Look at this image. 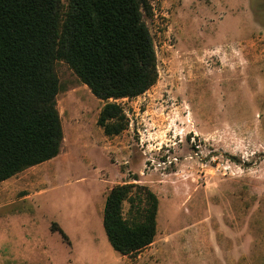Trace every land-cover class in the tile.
<instances>
[{
  "label": "rangeland",
  "instance_id": "rangeland-1",
  "mask_svg": "<svg viewBox=\"0 0 264 264\" xmlns=\"http://www.w3.org/2000/svg\"><path fill=\"white\" fill-rule=\"evenodd\" d=\"M148 1L158 81L116 101L129 119L119 136L106 137L97 125L105 102L67 63L55 62L64 159L36 175L63 166L69 188L29 202L33 215L10 213L27 192L0 191V264H118L99 212L103 197L125 183L157 196L155 241L175 236L167 248L181 264L215 261L213 247L188 239L201 234L230 235L219 238L227 260L240 251L242 264H264V0ZM47 213L71 219L80 233L91 224L97 241L74 243L71 253L61 238L27 226Z\"/></svg>",
  "mask_w": 264,
  "mask_h": 264
},
{
  "label": "trees",
  "instance_id": "trees-1",
  "mask_svg": "<svg viewBox=\"0 0 264 264\" xmlns=\"http://www.w3.org/2000/svg\"><path fill=\"white\" fill-rule=\"evenodd\" d=\"M151 17L148 0H67L66 5L63 0H0V183L61 153L57 61L67 63L105 102L97 125L106 137L128 129L129 119L116 101L137 98L158 81L145 22ZM158 207L146 186L112 188L103 215L112 248L135 256L150 246ZM52 230L67 239L56 225Z\"/></svg>",
  "mask_w": 264,
  "mask_h": 264
},
{
  "label": "crops",
  "instance_id": "crops-1",
  "mask_svg": "<svg viewBox=\"0 0 264 264\" xmlns=\"http://www.w3.org/2000/svg\"><path fill=\"white\" fill-rule=\"evenodd\" d=\"M65 139V138H64ZM65 142H63L62 147H61V153L59 154V156H57L56 158L47 161L41 165L35 166L33 168H30L4 182L0 183V187H3L0 189V191H2L5 187H8V190H10L11 192H13V194L15 193L17 194H21L23 192H27L26 194H24L23 196H20L18 199L14 200L13 202L10 203L11 207L10 209V213L11 215L14 214H19L22 213L23 214H32V211H35L34 206L31 205L29 202L35 200L38 197H44L48 194L54 193V192H60L61 190H64L65 187H67V183H66V179L68 178L67 174L64 173L63 171V166H58L57 170L54 171L53 173L47 174V173H43L42 175H36V169H38L39 167L42 166H46L50 163L53 164H60L63 159H64V154H63V145ZM31 179H35L34 181H36V183H32ZM54 180L56 183H54V185L51 188H46V185L44 184L46 180ZM78 181H86L85 179L81 178V179H77L75 182ZM74 182V183H75ZM73 187V185L71 186ZM33 188H36L37 191L32 192L31 190H33ZM98 191V190H96ZM99 192V191H98ZM109 194V193H108ZM108 194H106L103 197V202L101 204V209L99 213H103L104 214V209H105V203H106V199ZM98 199V197H97ZM30 205L31 207L27 206ZM1 208L3 206H0ZM41 209V207H40ZM64 208H60V206H58V208L56 209V211H60L63 210ZM25 212V213H24ZM14 213V214H13ZM10 215V216H11ZM3 216V215H2ZM50 215L47 213V217L43 216V219L38 220V221H31L27 223V226H31V224L35 223V226L41 228L43 227V229L45 230V233L47 235H52V236H56L55 240L60 242V238L62 239L63 243H66L68 245V247L71 249V253L74 252V243L77 242H85V241H92V237L95 235V240L94 242L97 241V236H96V232L95 229L91 226L88 227V230H85L84 232H79V226H77V224L75 222H73L71 219H68L66 221V219L63 220H55L52 219L51 217H49ZM2 218V217H1ZM1 218H0V223H1ZM47 218V219H45ZM74 223V224H73ZM56 225L60 230H62L66 236L67 239L62 238V236L60 235V233L58 231H53L52 230V226ZM71 226L72 230H68L67 227ZM1 227V224H0ZM86 228V229H87ZM1 233V232H0ZM157 236V234H156ZM175 236H172L171 238L165 240V241H161L160 243H156V237L154 239V242L148 246L147 248L143 249L142 251H140L137 255L135 256H123L120 253H118V257L116 258V261L118 262V264H165L167 257L169 255H171L170 257V264H179L180 260L178 257V253L174 252L171 248V251L168 250V245L171 243L172 238H174ZM241 238V235L239 236ZM219 238H223V239H229L231 240V236L228 234H222V236H219L217 234H213V235H198L196 237H192V238H188L190 240H192L193 242H198V243H205L206 248L208 247H213L214 248V260L215 261H209V263L212 264H242V254L240 253V251H234V256L233 257H228L230 259L233 260H227V254H226V248L225 246H222L219 244ZM233 239H235V237H232ZM187 238H179V240L177 242H182L181 240H185ZM151 247H154L153 249H150ZM258 253V252H257ZM96 255V254H95ZM172 255H174V258L172 259ZM208 263V264H209ZM181 264V263H180ZM185 264H188V261L185 262Z\"/></svg>",
  "mask_w": 264,
  "mask_h": 264
}]
</instances>
